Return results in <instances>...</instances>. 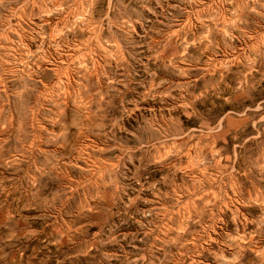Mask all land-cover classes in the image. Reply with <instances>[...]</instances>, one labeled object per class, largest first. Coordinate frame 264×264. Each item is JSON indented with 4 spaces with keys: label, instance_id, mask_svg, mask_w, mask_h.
Wrapping results in <instances>:
<instances>
[{
    "label": "rangeland",
    "instance_id": "obj_1",
    "mask_svg": "<svg viewBox=\"0 0 264 264\" xmlns=\"http://www.w3.org/2000/svg\"><path fill=\"white\" fill-rule=\"evenodd\" d=\"M263 115L264 0H0V264H264Z\"/></svg>",
    "mask_w": 264,
    "mask_h": 264
},
{
    "label": "clouds",
    "instance_id": "obj_2",
    "mask_svg": "<svg viewBox=\"0 0 264 264\" xmlns=\"http://www.w3.org/2000/svg\"><path fill=\"white\" fill-rule=\"evenodd\" d=\"M137 134L141 139L152 140V139H156L160 135H166L167 133L165 132L164 129L161 128L142 127L138 129Z\"/></svg>",
    "mask_w": 264,
    "mask_h": 264
},
{
    "label": "crops",
    "instance_id": "obj_3",
    "mask_svg": "<svg viewBox=\"0 0 264 264\" xmlns=\"http://www.w3.org/2000/svg\"><path fill=\"white\" fill-rule=\"evenodd\" d=\"M263 117H264V115H263ZM262 124H263L262 129H259L258 126H256V128L254 129V133L253 132L248 133L246 123H245V129H244L243 128V120H242V117H240V122H239V136H240V138H242L243 134H244L246 136L245 140L252 139V138L257 139L258 133H261V138L264 139V121L262 122ZM248 136H249V138H247Z\"/></svg>",
    "mask_w": 264,
    "mask_h": 264
},
{
    "label": "bare ground",
    "instance_id": "obj_4",
    "mask_svg": "<svg viewBox=\"0 0 264 264\" xmlns=\"http://www.w3.org/2000/svg\"><path fill=\"white\" fill-rule=\"evenodd\" d=\"M85 42H86V41H85ZM80 50H81V49H80ZM55 64H56V63H55ZM60 64H61V62H60ZM63 64H64V63H63ZM58 65H59V64H58ZM55 66H56V65H55ZM56 67H57V66H56ZM58 67H59V66H58ZM66 78H67V77H66ZM66 82H67V81H66ZM69 94H70V93H69ZM91 105H92V104H91ZM101 105H102V104H101ZM88 119H89V118H88ZM88 119H87V120H88ZM87 120H86V121H87ZM25 135H26V134H25ZM32 145H33V144H32ZM8 165H9V164H8ZM32 179H33V178H32Z\"/></svg>",
    "mask_w": 264,
    "mask_h": 264
}]
</instances>
